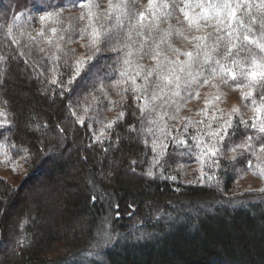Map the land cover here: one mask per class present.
I'll return each mask as SVG.
<instances>
[{
	"label": "trees",
	"instance_id": "obj_1",
	"mask_svg": "<svg viewBox=\"0 0 264 264\" xmlns=\"http://www.w3.org/2000/svg\"><path fill=\"white\" fill-rule=\"evenodd\" d=\"M75 1L0 0L6 8L0 12V55L7 57L0 62V100L11 125L0 129V138L8 134L30 164L20 181L0 177V264H264V195L233 204L221 201L236 178L227 173L231 165L223 170L221 187L146 175L152 151L139 126V102L131 90L113 86L120 65L111 47L101 42L97 51L86 46L87 37L77 35L84 22ZM147 2L138 0L137 10ZM175 3L183 6L182 0ZM28 7L16 20L15 14ZM9 12L13 17L3 18ZM47 13L60 23L35 29L33 23ZM173 13L161 29L179 23L181 13ZM106 22L103 18L101 28ZM50 27L69 41L61 42L65 51L74 50L67 64L63 57L55 65L50 59L60 55L47 43ZM85 50L91 57L73 79L74 61ZM53 67L57 83H52ZM102 100L124 116L97 143L90 121L80 124L76 111ZM236 127L231 143L243 139V131L251 132L250 126ZM254 144H264V137ZM110 216L120 235L102 247L99 259L65 260L62 253L95 241Z\"/></svg>",
	"mask_w": 264,
	"mask_h": 264
},
{
	"label": "snow or ice",
	"instance_id": "obj_2",
	"mask_svg": "<svg viewBox=\"0 0 264 264\" xmlns=\"http://www.w3.org/2000/svg\"><path fill=\"white\" fill-rule=\"evenodd\" d=\"M137 4L138 0H108L105 12L93 11L94 8H99L94 0H78L74 6L86 9L81 14V20L87 17L86 27L79 29L77 35L80 38L87 37L89 43L86 46L97 49V51H99L101 42L111 47L112 52L119 57L117 64L120 65L116 70L120 79L114 81L113 86L122 85L125 92L131 90L136 101H144L143 104H138L142 113L148 110L162 120L161 113L156 111L157 107L164 108L170 103L174 104L177 98H183L182 92L189 97L198 96V92L193 94L190 89L193 86L199 87L201 83L207 84L210 78L216 76H219L224 83L243 81L242 84H235V87L264 89V0H182L183 6L176 4L175 0L172 4H169L168 0H148L143 10H137ZM173 9L183 14L184 22L193 31L198 32L202 27L213 29L205 35L191 37L194 41L192 51L180 52L169 43V51L177 54L174 59L162 52L160 45L168 43V38L173 34L183 39H188V37L184 35L182 29L173 31L174 26L171 24L166 29H161V23L173 16ZM99 17L107 18L106 25L102 28H97L94 24V20ZM19 18V15L15 17L16 20ZM40 20H47L49 25L60 23L58 18H54L53 13L41 16ZM11 31L10 26L9 35ZM50 32L51 37L47 43L54 45L56 52L60 53V55L53 54L50 57L53 65L58 63L62 57L67 64L74 55V50L65 51L61 42L69 41L66 40L65 35L58 34L57 28L50 27ZM39 35L43 37L44 32L41 31ZM157 37H159L158 40ZM29 39L34 40L32 37ZM13 42L19 43L15 38ZM39 51L44 53L45 50L40 48ZM180 56L185 59H180ZM146 57L155 62L150 68L139 62ZM6 60V56L0 55V62ZM85 63L87 61L84 59L74 61L73 79L80 75L81 66ZM50 71L53 72L52 83H57L55 67ZM137 79H140L142 83L137 84ZM242 98L250 102L255 111L250 122L251 129L264 134V92L260 94L259 103L253 91L242 92ZM177 111H179L178 107ZM2 116L3 113H0V117ZM73 116H75L74 112ZM120 116L123 117L124 113ZM76 119L80 124H84L83 118L76 117ZM114 123H110L108 127L111 128ZM149 123L154 125L146 131L153 137V166H155L159 163L157 157L161 155L156 151L157 133L164 135L165 130L158 121ZM4 124L5 120L0 119V126ZM241 124L245 127L249 126L247 121L241 120ZM9 126H11L10 122ZM230 127H232L231 122H225L216 132L207 133L213 142L207 143L201 140L196 144V149L200 153L197 159L207 158L210 161L209 167L218 168L219 157L223 155L222 148L218 145H222L228 137ZM103 131L101 129V132ZM93 139L101 143L100 137L95 133H93ZM252 141V136H246L243 142L230 145L229 151L237 154L232 156V160L238 159L245 153L255 156L256 151L264 152V144H260L257 149ZM177 144L186 146L187 141H177ZM0 147L3 145L0 144ZM102 150L107 151V149ZM256 159V163H253L251 159L248 160L246 166L249 169H255L257 175H264V165L258 157ZM132 163L135 164L134 161ZM133 172H135L134 168ZM146 175L152 177L154 173L149 169ZM209 179L213 178L209 177ZM216 183L218 184L219 180H216ZM91 199L95 201L97 196L93 195ZM113 208L118 217L119 205L115 204ZM103 239L111 242L112 236L105 235Z\"/></svg>",
	"mask_w": 264,
	"mask_h": 264
},
{
	"label": "rangeland",
	"instance_id": "obj_3",
	"mask_svg": "<svg viewBox=\"0 0 264 264\" xmlns=\"http://www.w3.org/2000/svg\"><path fill=\"white\" fill-rule=\"evenodd\" d=\"M26 1L27 2L23 3L34 4L33 0ZM34 1L35 3L37 2V0ZM94 2L99 5V8L93 9L94 12H103L107 10L108 0H94ZM77 3L78 1L74 2L75 5ZM16 7L17 5L14 4L13 8L10 10H15ZM30 9L31 8L28 7L15 15H19L21 17V13L24 14ZM78 9L79 10L77 12L81 17V14L85 12L86 9L81 7H78ZM4 11H6V8L2 6L0 2V12ZM45 15L46 14H41L40 17ZM11 16L13 17V13L11 15V12H9L6 16H3V18L5 17V19L8 18L7 20H10ZM40 17L38 19V22L40 23H33L35 29H37L40 25L44 27V25L48 23L47 20L41 21ZM103 18L105 17H99L94 20V24L97 28H101ZM184 20L185 18L181 13V15L177 18V22H179L180 25L178 23L177 25H174V28L182 29L184 35L188 37V39H183L180 36L173 34L172 36L174 39L169 40L168 38V43L160 45L161 51L173 59L177 54L169 51V43L172 47L179 49L180 52L192 51L194 45V41L191 40L192 36H202L213 31L211 27H202L198 32L193 31L189 25L184 22ZM81 21L84 22L83 27L85 28L87 25V17ZM167 27L168 25L165 27L163 26L162 29H166ZM158 39L159 37H157V40ZM90 57L91 54L85 50V52H82L78 55L77 59H84L87 61ZM180 59L183 60L185 57L180 56ZM139 62L149 68L155 63L147 57ZM94 70H96V68ZM136 82L137 84L142 83L140 79H137ZM242 83L243 81L239 80L236 82L229 81L228 83H224V81L219 76H216L210 78L207 84L201 83L199 87L193 86L190 89L193 94L198 92V96L192 95L189 97L187 94L182 92L183 98H177L174 104L170 103L164 108L157 107L156 111L161 113L162 120H159L155 114L148 110H145L143 113L141 112L139 126L142 133L144 134V139L147 140V143L150 145L152 151V155L150 157L149 163L147 164L145 173L151 169L154 173V177L169 178L174 182L179 181L183 183H196L205 185L211 184L221 187L223 186V170L226 165H231V169H227V173L232 171L236 175V178L232 187L228 189L229 191H225L226 194L223 196L221 201L227 202L228 204H233V201L238 203L247 198L263 196L264 175H257L255 169H249L246 166V162L251 159L253 160V163H256V158L258 157L259 161L262 163V165H264V152L256 151L255 156L245 153L244 155L239 156L241 159L245 156L244 160L236 161L232 160V156L237 154L229 151L230 145L243 142L246 136L253 137L252 144L254 146H256L254 143L262 140L264 137V134H260L257 131L251 129V132L243 131L240 133V136L244 137L243 139H239L238 142L234 141L231 143L234 138V133L232 134V132L237 128L236 126L242 125L241 120L249 122L250 126V122L255 115V111L251 103L242 98V92L253 91L255 98H257V94L264 92V89L259 87L255 89H249L248 87L240 88L234 86L235 84ZM143 103L144 101L139 102V104ZM156 103L159 104L160 102ZM257 103H259V101H257ZM82 106L83 111H76L77 116L83 118V120L88 119L90 121V126L93 127V133H95L96 136H99L100 140L105 139L109 135L110 128L108 125L120 118V114L122 113L119 110L112 109L111 106L106 104L103 100L99 106L98 104L94 105L91 101L84 103ZM177 107L179 108V111H177ZM234 109H238V111H234ZM0 113H3V116L0 117V119L5 120L4 126H0V129H2L3 127L9 125L10 119L6 105L1 100ZM150 121H158L160 126L165 130L164 135L157 133L156 151L161 153V155L157 157L159 163L155 164V166H153V137L146 131L149 127H154V125L149 123ZM229 121L232 124V127L228 129L229 135L224 140L222 145H218V147L222 148L223 152V155L219 157L218 168L209 167L208 165L210 161L207 158L197 159V157H200V153L196 149V144L201 140L207 143H212L213 141L209 139L207 133L216 132L220 129L221 125ZM101 129L104 131L101 132ZM177 141H187V145L185 146L182 144H177ZM0 144L3 145V147H0V177L10 179L11 181L14 180L15 182L22 180L25 176H27L28 169L30 167V164L25 158L23 149L11 138H9L8 134H3V136L0 138ZM256 148L258 149L259 146H256ZM238 163L243 165L238 166ZM209 177H212L213 179L210 180ZM216 180H219L218 184L216 183ZM114 220L115 218L110 216L106 220V223L102 224L101 229L98 230L96 240L86 248L75 251L68 250L62 253V255H65V260L81 258L79 261L88 263L89 259H99L102 247L112 244V241H114L120 235ZM134 223L137 222L134 221ZM104 228L105 230L103 231ZM105 235L112 236L111 242L107 243L108 241L103 239ZM60 254L61 253H59V255Z\"/></svg>",
	"mask_w": 264,
	"mask_h": 264
}]
</instances>
